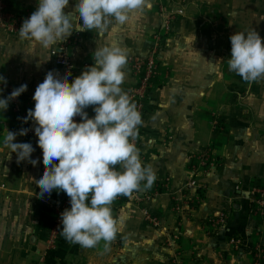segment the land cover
Returning <instances> with one entry per match:
<instances>
[{"label": "crops", "instance_id": "1", "mask_svg": "<svg viewBox=\"0 0 264 264\" xmlns=\"http://www.w3.org/2000/svg\"><path fill=\"white\" fill-rule=\"evenodd\" d=\"M76 2L69 0L66 13L74 11ZM161 2L151 0L150 9L110 28L111 34L103 37L94 31H73L78 34L69 49L74 65L85 71L94 65L97 47L113 44L125 50L128 59L145 58L156 42L153 31L166 21L158 10ZM179 3L187 15L176 16L183 19L173 21L171 34L161 43L162 73L139 136L130 138L142 164L151 166L156 179L151 188L142 182L131 198L118 196L113 201L118 232L109 251H104L103 241L83 248L66 239L55 250L49 249L53 206L67 194L53 190L39 196L35 181L42 177L45 165L35 135L37 125L25 123L27 115L15 114L9 106L0 110V264H224L231 257L250 264L248 250L254 244L244 245L240 257L224 250L227 239L237 232L249 235L259 229L264 235V216L252 214L250 194L252 181L264 183V79L245 82L229 71L227 60L230 37L237 32L255 30L264 40V0ZM37 6L38 0H14L11 11L32 14ZM198 8L207 10L202 14ZM207 16L218 21L213 23ZM53 47L32 49L19 35L0 30V76L14 88L27 85L20 99L32 109L36 87L49 71L66 76L51 55ZM123 71L121 87L127 93L138 79L127 64ZM6 85L0 81V98H7ZM87 113L94 118L92 106ZM215 120L223 128L215 130ZM22 129L28 130L27 135H19ZM6 131L17 133L14 142L32 144L36 166L27 160L18 162L16 153L2 146ZM206 155L220 160L216 173L210 174L205 166ZM155 189H159L157 195ZM222 210L229 211L228 224L210 237L205 222ZM145 213L155 222L146 221Z\"/></svg>", "mask_w": 264, "mask_h": 264}, {"label": "clouds", "instance_id": "2", "mask_svg": "<svg viewBox=\"0 0 264 264\" xmlns=\"http://www.w3.org/2000/svg\"><path fill=\"white\" fill-rule=\"evenodd\" d=\"M69 0H38L36 10L23 21L19 39L32 49H49L66 40L73 31H94L99 37L110 28L125 24L137 13L152 7L151 0H77L74 11L66 13ZM231 57L228 69L251 84L264 79V40L255 30L237 32L230 37ZM94 65L68 82L49 71L35 90L34 109L24 122L33 121L38 146L43 152L45 171L36 185L39 196L53 190L70 198V209L61 213V235L72 244L94 248L101 241L110 250L116 238L118 222L111 205L118 196L131 198L143 186L151 188L156 177L145 166L139 151L130 142L138 135L141 113L121 85L128 55L116 45L97 47ZM0 81L7 84L4 77ZM27 85L13 89L0 98V110L6 111L12 100L20 97ZM90 106L95 112L89 118ZM79 116L82 122H74ZM22 129L19 135H27ZM17 133L6 131L2 146L16 153L18 162L31 159V143H16ZM8 159L10 156L8 155ZM58 161V163H56ZM122 169V171L118 170ZM7 170V169H6Z\"/></svg>", "mask_w": 264, "mask_h": 264}, {"label": "built area", "instance_id": "3", "mask_svg": "<svg viewBox=\"0 0 264 264\" xmlns=\"http://www.w3.org/2000/svg\"><path fill=\"white\" fill-rule=\"evenodd\" d=\"M13 1L14 0H0V30L10 35H19L18 31L21 28L23 21L26 18H29L31 13L27 11H20L16 13L12 12L11 8ZM183 12V10H179L178 15H182ZM164 28L168 32L170 30V23L167 22ZM77 37V33H72L71 36H69L66 40L55 44L51 50V55L55 59L57 66L64 71L70 83H72L74 79L80 76L83 72L82 69H79L74 65L69 53L71 45H73V43L78 40ZM157 50L158 48L153 49V51H150L149 54L143 59L131 57L127 61V65L132 74L138 79L135 87L128 91L127 94L130 97L131 102L136 105L137 110L141 113L142 121L149 112V101L151 99V94L155 88L159 76L162 73ZM13 89H15L13 86H5L4 90L7 97L11 95ZM9 108L13 111V113H17L22 116L27 115L28 110L32 109L30 105L24 104L20 97L12 100L9 103ZM87 110L88 108L85 111ZM74 122L79 123L82 121L81 118L77 116L74 117ZM139 128L140 125L138 126L137 137L139 136ZM206 158L209 160L208 168L216 169L218 163L217 159H213L210 155H206ZM252 194L255 196L254 202H257L253 208V212L262 211L264 208V191L255 190ZM154 195H157L156 192ZM70 207V198L68 196H66L59 204L53 206L54 216L48 236V245L51 251L55 250L59 242L65 239L61 235V213H63L65 209H70ZM145 215L148 222H155V219L148 213H145ZM235 243H237V245H235L236 247H238V244H240L233 241V245Z\"/></svg>", "mask_w": 264, "mask_h": 264}, {"label": "rangeland", "instance_id": "4", "mask_svg": "<svg viewBox=\"0 0 264 264\" xmlns=\"http://www.w3.org/2000/svg\"><path fill=\"white\" fill-rule=\"evenodd\" d=\"M161 1L162 2L159 5L158 10H159L160 14L165 17L166 21L160 29L153 31L152 35L154 36L155 40L156 39L157 40H156L155 44L150 49V51H153V49L158 48L157 52H158V59L160 61V64H161L160 54L162 51V47H161L162 44L161 43L163 42V40L165 41V38H167L169 36V34H171L172 29H173L172 28L173 21H175V20L180 21L183 19V17L180 19H178V17H176L178 15V11L179 10L184 11L181 16L185 17V15H187V14H185V10L181 7L179 0H161ZM186 9L188 10L189 7H187ZM199 9L200 8H198V11H199ZM190 10H192V9L190 8ZM200 10L202 13V11L205 12V10H207V9L203 8ZM211 11H213V9ZM213 13L218 14V11L214 10ZM205 17L206 16H203V19ZM167 18H169V19H167ZM171 18H172V21H171ZM203 19H201V20H203ZM207 19L213 20V23H216V21H218L217 17H214V16H210V17L207 16ZM167 22L170 23V30L168 32L164 28L165 24ZM214 25L215 24H213L212 26H214ZM159 37H160V39H159ZM161 67H162V65H161ZM157 85L158 84L156 83L155 87ZM217 121L216 120L214 121V129L215 130H218L219 128H223L219 123H217ZM202 159L206 163L205 166L208 167L209 160L207 158H204V156ZM217 161H218V163H217L216 169H208L210 174L216 173L220 169L221 162L219 159H217ZM252 182H253V184L251 185L250 194L252 196L251 197V208L253 209L257 202H254L255 196L252 193L255 190L264 191V183H263V181H261V179L260 180L257 179V180L252 181ZM158 186L161 188L160 193H162L163 188H164V184L160 183ZM155 192H156V194H158L159 189H155ZM252 214L255 216H264V208L262 209V211H255ZM228 219H229V211L222 210L219 213L215 214L214 217L210 218L208 221L205 222L204 229H205L206 234L209 235L210 237H216L218 234H220L222 231H224L225 227L228 224ZM233 241L240 243V244H238L239 246L238 247L235 246V245H237V243H235L233 245ZM168 244L171 246L173 244V242H168ZM251 244H254V245H252L250 250H248V252L250 253V257H251L250 258V264H264V235H263V232L259 229L257 231H255L254 234L251 233L249 235H247L246 233L241 234V233L237 232L236 235L227 239V241H226L227 249H225L224 252L227 253L229 250V251L233 252V254L235 256L240 257L243 246L244 245L250 246ZM227 254L229 255V253H227ZM215 264H217V263H215ZM224 264H243V263L242 262H239V263L234 262L232 260V257H231V258H229L228 261L225 260Z\"/></svg>", "mask_w": 264, "mask_h": 264}]
</instances>
